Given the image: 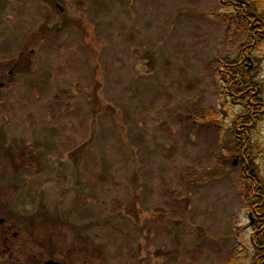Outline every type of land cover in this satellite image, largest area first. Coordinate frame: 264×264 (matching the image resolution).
<instances>
[{"label":"rangeland","instance_id":"rangeland-1","mask_svg":"<svg viewBox=\"0 0 264 264\" xmlns=\"http://www.w3.org/2000/svg\"><path fill=\"white\" fill-rule=\"evenodd\" d=\"M221 9L0 0V259L64 262L39 228L69 236L74 264H251L250 175L227 152L238 110L215 74L246 25ZM251 132L264 177V111Z\"/></svg>","mask_w":264,"mask_h":264},{"label":"trees","instance_id":"trees-1","mask_svg":"<svg viewBox=\"0 0 264 264\" xmlns=\"http://www.w3.org/2000/svg\"><path fill=\"white\" fill-rule=\"evenodd\" d=\"M218 1L225 18L238 19L246 25L244 50L221 63L215 74L221 86L224 104L228 102L238 110L231 115L227 124L226 130L233 143L227 152L228 156L232 155L239 159V163L250 175L245 181V197L251 214L249 216L251 231L256 234L253 238L251 264H264V177L256 171L257 152L251 132L254 124L261 120L264 111V84L256 67L259 58L264 59V0ZM221 111L225 113V109ZM47 224L42 222L40 227ZM33 237L34 240H48L50 245L61 249L60 254L64 261L69 264L76 263L73 255L65 249L66 244L72 242L68 235L36 230ZM30 250L31 247L24 248L21 253H15L14 256L26 258Z\"/></svg>","mask_w":264,"mask_h":264},{"label":"flooded vegetation","instance_id":"flooded-vegetation-1","mask_svg":"<svg viewBox=\"0 0 264 264\" xmlns=\"http://www.w3.org/2000/svg\"><path fill=\"white\" fill-rule=\"evenodd\" d=\"M19 54H20V57H22L24 53H19ZM0 65H1V69H2V70H5V69H7V68H9V67L11 66L9 63H7L6 60H5L3 63H1ZM18 65H19V61L17 60V61L12 65L11 69H16V67H18ZM11 69H10L9 72H8V76H11V74H12V71H13V70H11ZM0 260L3 261V262H0V264H8V263L12 262V259H5V258H2V259H0Z\"/></svg>","mask_w":264,"mask_h":264},{"label":"water","instance_id":"water-1","mask_svg":"<svg viewBox=\"0 0 264 264\" xmlns=\"http://www.w3.org/2000/svg\"><path fill=\"white\" fill-rule=\"evenodd\" d=\"M236 163L234 162V165H235ZM2 221L0 220V223H1ZM44 264H61V263H57V262H53V261H47V262H45Z\"/></svg>","mask_w":264,"mask_h":264}]
</instances>
